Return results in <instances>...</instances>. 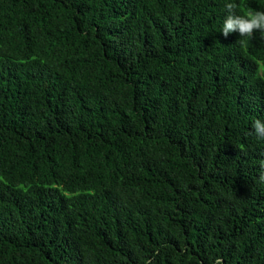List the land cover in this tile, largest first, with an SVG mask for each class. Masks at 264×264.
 <instances>
[{
	"label": "trees",
	"instance_id": "trees-1",
	"mask_svg": "<svg viewBox=\"0 0 264 264\" xmlns=\"http://www.w3.org/2000/svg\"><path fill=\"white\" fill-rule=\"evenodd\" d=\"M228 2L0 0V264H264V32Z\"/></svg>",
	"mask_w": 264,
	"mask_h": 264
},
{
	"label": "clouds",
	"instance_id": "clouds-1",
	"mask_svg": "<svg viewBox=\"0 0 264 264\" xmlns=\"http://www.w3.org/2000/svg\"><path fill=\"white\" fill-rule=\"evenodd\" d=\"M237 3L229 0L225 4L227 15L223 21L222 34L227 37L231 32H238L240 37L253 36L255 31L264 32V11H248L245 14H236ZM253 130L258 138L264 139V121L257 118L253 121ZM264 178V177H262Z\"/></svg>",
	"mask_w": 264,
	"mask_h": 264
}]
</instances>
